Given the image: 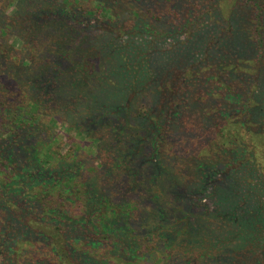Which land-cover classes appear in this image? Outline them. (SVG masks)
<instances>
[{
	"label": "trees",
	"instance_id": "16d2710c",
	"mask_svg": "<svg viewBox=\"0 0 264 264\" xmlns=\"http://www.w3.org/2000/svg\"><path fill=\"white\" fill-rule=\"evenodd\" d=\"M259 169L264 0H0V264H264Z\"/></svg>",
	"mask_w": 264,
	"mask_h": 264
},
{
	"label": "rangeland",
	"instance_id": "374dc122",
	"mask_svg": "<svg viewBox=\"0 0 264 264\" xmlns=\"http://www.w3.org/2000/svg\"><path fill=\"white\" fill-rule=\"evenodd\" d=\"M114 35H115V33H114ZM116 35H118V34L116 33ZM118 36H119V38L121 37L120 40L124 41L125 36H123V37L121 35H118ZM135 39L139 40L138 38H135ZM146 39H151V37L146 36ZM183 39H184V37H178L177 39H174V38L159 39V41H157V48H160L162 51H166L171 46H173V44H175V42L181 41ZM10 42L18 48H21V46H22L21 41L14 36L11 37ZM53 129L57 133V135L60 137V139H62V140H65L66 135L68 133L74 134V132H68V130H66V128L64 127V125L62 123H58L56 125H53ZM255 174L257 175V178L260 181H262V178L264 177V174H262V170L261 169L257 170L255 172ZM257 178H255V179H257ZM255 179L253 181H255Z\"/></svg>",
	"mask_w": 264,
	"mask_h": 264
}]
</instances>
